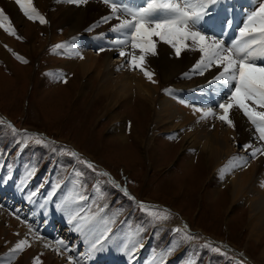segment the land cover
Here are the masks:
<instances>
[{
    "label": "rangeland",
    "instance_id": "rangeland-1",
    "mask_svg": "<svg viewBox=\"0 0 264 264\" xmlns=\"http://www.w3.org/2000/svg\"><path fill=\"white\" fill-rule=\"evenodd\" d=\"M140 2L146 5V0ZM260 2L261 0L253 2L254 7L247 5L249 8L247 10H244L246 4L244 3L243 7L241 4L243 12L235 7L232 11L216 17V21L224 26L223 34H227L220 39L224 41L225 46H231L233 39L234 41L242 39L240 29L244 27L248 14L255 10ZM0 3L4 5L0 4V9L9 17L16 32V35H10L0 28V35L4 33L7 35L6 39L14 44L0 40V112L7 117L5 119L0 115L2 122L0 179L13 191L9 194L0 189V209L11 216L7 219L1 218L0 221V264H27L23 258L25 252H28L27 249L23 247V250L13 252L18 241L15 238L9 240L3 234L10 232L11 220L18 227L21 222L26 226L24 216L36 207V202L41 203L47 198L46 191L52 190L53 187L57 188V184L60 189L58 198L63 197V194L71 197L73 188H79L76 193L81 191V194L87 197L86 204L90 209H87L88 214L83 215L87 217L86 221L90 220V224L96 230L113 221L116 223L108 233L113 232L114 241L107 238L102 242V249L90 252L92 243L101 235L102 230L96 233L94 239L93 230L86 224L83 225L82 222L86 221L79 220L78 216L72 223L77 229L80 227L78 224H82L87 238L92 239L89 238L88 245V239L81 238L76 244L84 245V249L75 248L73 255L89 251L90 256H94L104 252L106 256L104 264L113 263V260H116L114 255L118 254L128 241V257L141 245L146 246L143 258L145 263L141 261L142 264H152L155 261L156 264H232L228 251L213 243L210 244L200 236L205 233L223 240L230 247L248 256L254 264H264V215L256 218L260 227L254 234H251L252 227L249 226L251 214H258L256 207H253L254 203L257 199L258 201L264 199L258 195L259 187L264 185L261 181L264 180V163L260 167L261 179L258 171L251 172L250 166L259 161V156L263 154L257 153L253 157L252 152H247L242 142L234 140L231 141L232 145L227 147L222 143L224 151L216 162L213 155L202 152V146L207 139H203L197 147L186 141L183 133L185 129L181 131V123L178 124L181 126L179 127L174 126L172 120L166 121L163 125L155 122L161 98L165 95L179 96L178 91L181 89H187L186 94L192 97L196 94L200 96L199 104L184 101L186 108L195 107L203 110L207 108L203 103L210 102L209 108L220 112L218 105L226 101L232 86L214 80L215 75L219 73L214 74L215 66L201 75L199 71H193L195 64L192 65L177 76L178 78H174L170 83L166 82L169 85H163L159 93H155L151 104L144 107L138 105L140 100L136 91H132V97L126 100L127 103L113 106L108 96L103 95L99 99L95 96L102 80L100 79L102 76L95 71L96 64L93 63L86 71L85 77L81 69L82 61L92 62L88 59L95 54L94 50L99 52L104 49L103 47L111 45L108 39L115 47V41L126 35L125 32L112 31L115 24L111 20L103 22L102 18L105 16L100 17L103 11L97 8L93 10L92 15L85 21L83 30L76 34L71 30L73 25L63 20L66 18L61 13L65 9L63 10L61 5L75 10L80 4H70L67 0H33L37 11L45 20L48 18V23L41 24L38 20H29L25 17L15 0H0ZM15 5L16 12L13 13L10 7L15 8ZM98 17L100 18L96 19ZM222 17H225L223 23ZM94 19L96 21H93ZM199 28H208V25ZM229 28L236 29V32L229 34ZM86 33L97 36L90 40L85 36ZM57 44H63L65 47L56 49ZM77 44L82 51L85 50L82 53L81 48H78V52L83 56H80L81 62L72 56L74 46H78ZM130 50L132 51L131 48ZM117 54L118 52L113 54L114 60L117 59ZM256 62L258 65H264V57H257ZM110 67L115 68V65ZM207 87L213 90V94H205L203 89L208 94L211 93ZM80 91L84 94L81 95ZM167 102L173 107L178 106L174 101ZM175 114L178 115L177 110ZM241 114L243 115L242 112ZM200 118L202 112H198L188 124ZM243 118L250 126L248 133L253 134L251 137L264 149V141L259 140L255 126L244 115ZM213 119L218 118L216 116ZM213 119H210L209 124L211 131L215 133L216 125ZM178 121L181 120L176 119L174 123ZM122 134L127 138L122 139L120 137ZM50 136H54L58 142L49 141ZM35 138L41 139L43 143L37 144ZM240 138L242 136L238 135V139ZM210 143L215 144L214 140ZM242 150L245 151L241 153ZM70 152L77 153L79 159L71 156ZM92 159L98 162L100 167L117 176L118 170L124 169L131 176L129 187L132 193L140 200L157 202L164 207L142 208L141 204L123 196L113 186L112 181L109 182L100 173L102 168H96L92 164ZM80 161L91 163L93 168H88ZM16 162H20L21 165L13 166ZM217 163L221 164L217 167ZM12 170L11 182L6 184L5 180ZM77 172L81 175L77 176ZM230 174L233 175V179H240L241 176L247 178L246 180L244 178V184L241 185L243 197L234 198L232 180L229 182L226 178ZM71 175L73 179H70ZM230 178L232 177L228 179ZM27 180L30 181L29 186ZM65 183L70 189L63 191ZM20 189L24 190V198L19 197ZM29 191L36 193L35 197L28 195ZM123 193L125 194V191ZM69 204L67 203L68 207L61 212L62 215H67L70 211ZM84 206L85 200H82L78 208L82 209ZM153 213H163L168 218L161 220ZM177 217L187 218L192 229H195V234L184 233L185 230ZM106 228L108 226L104 229ZM25 231L31 237L32 244L33 238L40 239V236L33 234L27 226ZM135 232L138 233L139 239H143L136 241L138 238L132 236ZM45 240L50 241L51 238ZM39 244L38 251H41L42 241ZM57 246L62 253L67 250H63L60 245ZM110 246L113 247L112 253L107 254ZM42 253L43 251L38 252L39 258L42 257ZM86 254L88 255V252ZM64 257L67 262L68 256ZM121 261L130 264L126 254ZM89 262H94V259ZM29 263L40 264L34 257ZM241 264L251 263L242 261Z\"/></svg>",
    "mask_w": 264,
    "mask_h": 264
},
{
    "label": "snow or ice",
    "instance_id": "snow-or-ice-1",
    "mask_svg": "<svg viewBox=\"0 0 264 264\" xmlns=\"http://www.w3.org/2000/svg\"><path fill=\"white\" fill-rule=\"evenodd\" d=\"M15 2L29 20H38L41 24L47 23L34 7L33 0H15ZM67 2L79 5L86 4L87 0H67ZM218 2L219 0H182V2L146 0V6L132 9L126 6L122 7L117 0H104V3L109 5L112 15L105 16L102 20L105 23L113 17L119 20V23L112 28L114 32L126 33L124 39L115 41L117 45L122 46L119 55L130 57L127 60L130 67L133 70L142 71L150 81L153 73L145 69L144 63L147 56L157 55V41L154 38L170 45L175 50L177 57L185 49L199 52L200 58L194 65L193 71H199V74L203 75L204 71L209 68L219 67L221 70L214 80L223 81L226 85L232 86L226 101L218 105L223 114L217 118L227 123L229 127H233V121L229 114L230 110L237 109L255 126L259 133V140L264 141V110H257L264 109V65H258L256 62L257 57H264V0H261L255 10L248 14L244 27L240 29L242 39L233 41L231 46H225L224 41L206 35L198 27L208 15V5ZM118 13H123L125 17L129 18L121 19ZM0 28L10 35H16L15 29L3 9H0ZM129 45L133 51L126 53L123 47ZM63 47H65L63 44L55 45L56 49ZM137 49L140 53L139 56L135 54ZM194 111L202 112V118L214 115L211 109L203 111L200 108H195ZM35 142L43 143L39 138H35ZM258 152L264 154V149L256 148L251 155L255 157ZM69 154L79 159L77 153L70 152ZM80 163L85 164L88 168H93V165L87 161H80ZM76 175L81 174L77 172ZM102 175L107 174L102 173ZM125 194H127L126 190ZM77 198L81 201L87 199L82 194H79ZM141 207L145 206L141 205ZM153 215L161 220L168 218L163 213H153ZM77 218L73 217V219ZM69 223H72V219L69 220ZM109 231L110 229H106L96 238L91 245L90 252L103 248L102 242L108 238ZM26 244V240L19 241L13 252L23 250ZM57 244L65 246L63 241H57ZM68 261L69 264H74L71 256L68 257Z\"/></svg>",
    "mask_w": 264,
    "mask_h": 264
},
{
    "label": "bare ground",
    "instance_id": "bare-ground-1",
    "mask_svg": "<svg viewBox=\"0 0 264 264\" xmlns=\"http://www.w3.org/2000/svg\"><path fill=\"white\" fill-rule=\"evenodd\" d=\"M140 1V0H138ZM252 2H256L257 0H251ZM177 2H181V0H177ZM1 4V3H0ZM3 5V4H1ZM8 4H5V6ZM4 6V5H3ZM16 5L14 7H10V9L13 11V13L16 12ZM61 8L63 10L65 9L64 12L61 14L64 15L66 19H63L65 22L68 21L71 23L72 28L71 30L75 31L74 33L78 34L80 33L83 28V25L85 24V21L88 19L89 15H92V11L97 9H100V11H103L104 13L100 16H111V9L106 5L105 3L103 4V1L101 0H87L86 4H80L78 8L73 10L74 8H65L64 6L61 5ZM10 11V10H9ZM121 19L129 18L125 17L121 13H118ZM100 17L96 18L99 19ZM94 19L93 21H96ZM113 24L119 23V20L116 18L110 19ZM25 20H23L24 22ZM91 21V22H93ZM89 22V23H91ZM29 25V24H28ZM1 33V32H0ZM2 35V36H1ZM0 35V40L4 42H8L11 45H14L11 41L6 39V36L4 33ZM237 36V35H236ZM101 38V37H98ZM125 37L121 38L124 39ZM157 41V55L155 56H147L144 67L147 71H150L153 73L152 80L150 81L147 79L144 75V73L140 70H133L130 65L128 64L127 60L130 59V57H121L119 55V52L122 49V46H119L116 44L115 47H113V42L110 41L111 45L108 47H105L102 51H97L94 50L89 61H92L91 63H81V69L84 74H86V71L92 67V64L95 63V71L98 75H101L100 77V84L99 87L97 88L95 96L99 99L103 95L108 96L110 102L115 105H122V103L126 102L129 98H131V93L132 91H136L137 94L139 95V100L138 105L144 107V105H149L151 104V100L155 98V93H159L160 88H162L163 85H169L166 84L170 83L171 81L174 80L177 76H180L184 70L187 68H190L192 65L196 64V62L200 58V53L196 51H191L189 49H185L182 51L181 55L177 57L175 55V50L168 44L163 43L162 41H159L158 38H154ZM97 43H102L100 41H97ZM190 43V42H189ZM78 45V44H77ZM80 46H74V50L72 51V56L73 58L77 59L79 62H81V57L82 54L78 52V48ZM81 48V47H80ZM131 46L123 47V50L126 53L132 52L130 50ZM82 51V48H81ZM85 52L82 51V53ZM117 54V59L114 60L113 54ZM135 54L139 56V50L137 49ZM94 56V57H93ZM83 57V56H82ZM97 57V58H96ZM89 58V57H88ZM115 65L114 67H110V65ZM105 69L107 72H105ZM115 69V70H114ZM119 69V70H118ZM221 69L219 67L215 66V69H213L214 74L216 72H219ZM111 71V73H110ZM120 71V72H119ZM118 72V73H117ZM212 72V70H211ZM210 72V73H211ZM117 73V74H116ZM209 73V72H208ZM183 75H186L183 73ZM216 76V75H215ZM183 77V76H182ZM213 77V76H212ZM178 78V77H177ZM207 79V78H206ZM204 80V79H203ZM154 81V82H153ZM186 86V85H185ZM195 87V86H194ZM210 88V87H209ZM205 94H208L205 89H203ZM81 92V91H80ZM84 92H81V95H83ZM159 95V94H158ZM186 96L189 97V99H185L182 96H167L165 95L164 98H161V102L159 103V106L157 108H160L157 110V116H156V124H162L165 123L166 121L172 120L173 125L177 126L178 124H182V129H185L184 137L186 141L190 144H193L195 146H199L200 143L202 142L203 139H207L209 142H207L202 146V152L204 151L208 155H213L216 162H218L220 156L222 155V152L224 151L223 146L221 147L222 143H224L227 146L232 145V142L235 140L237 142H242L247 150V152H252L256 148H261V145L259 143H256L254 140L255 138L251 137L253 134L248 133L250 130L249 124L244 120L243 115L241 112L237 109H232L230 110L229 117L233 121V127H229L227 123L223 124L224 122H221L219 119L214 120L213 117H218L223 114L222 110L220 109V112L214 111L212 108H209L211 106L210 102H204L203 105L207 108H204V111H208L211 109L213 113L215 114L213 116L209 115L205 118H200L198 120H194L193 123L188 124V121H191L190 119L193 118L194 116L198 115V112L194 111L195 107L191 108L188 107L186 108V102H196L199 104V99L200 96L196 94V96L192 97L190 94H186ZM169 97V98H168ZM191 97V98H190ZM174 101L177 103V107H173L172 104H170L167 101ZM184 101H186L184 103ZM127 103V102H126ZM127 105V104H126ZM188 105V104H187ZM125 106V105H124ZM135 107V106H134ZM141 108V107H140ZM178 111V115L175 114V111ZM259 110H264V109H259ZM218 112V113H217ZM178 119L181 121H178L174 123V121ZM210 119L215 122L216 125V132L211 131L210 127ZM184 124V125H183ZM181 127L180 125H178ZM118 129V128H117ZM194 129V131H193ZM214 129V128H213ZM220 133V134H219ZM238 135L242 136V138L238 139ZM137 136V135H136ZM122 139L127 138L124 137V134L120 135ZM139 138V136H137ZM233 139V140H232ZM215 142L210 143L211 141ZM239 140V141H238ZM232 141V142H231ZM236 143V142H235ZM236 145L233 146L235 149ZM250 146V147H246ZM229 148V147H228ZM262 149V148H261ZM240 150V149H238ZM229 151V150H227ZM245 150L240 151L243 153ZM230 152V151H229ZM227 152V153H229ZM259 153V152H258ZM228 157V154H227ZM264 163V154L259 156V161H256L253 163L250 168L251 172L258 171L260 174V167ZM221 163H217V167ZM216 169V168H215ZM14 170V169H13ZM13 170L10 172L9 176L5 180V183L8 184L11 182V178L13 177ZM229 177H232L228 179ZM258 177V176H257ZM262 173L259 175V178L261 179ZM227 180H232L229 181L232 184L233 188V195L234 198H238L239 196L243 197L242 195V187L241 185L244 184V178L245 180L247 179L246 177H242L239 179L235 178L233 179V175H227L226 176ZM264 184V180L261 179ZM226 182V181H225ZM227 183V182H226ZM258 184L261 185V183L258 181ZM259 187V186H257ZM28 188V187H27ZM26 188V189H27ZM25 189V191H27ZM256 189V188H255ZM259 193L258 195H261L264 197V186L259 187ZM257 191V190H256ZM258 192V191H257ZM231 193V192H229ZM36 199V198H35ZM248 200L251 198H247ZM253 199L254 196H253ZM80 204V203H79ZM78 204V206H79ZM78 206H75V210H78ZM68 207V205L65 206V209ZM72 207L71 204H69V208ZM81 207V205H80ZM256 207V210L258 211V214H251L249 218V226L252 227L251 234H254L256 232V229H258L259 223L256 218H261L264 215V199L259 200L254 203V206ZM63 209V210H65ZM0 209V221L2 219H7L8 217H11L10 214L6 211H2ZM67 212V211H66ZM63 219H66L65 217H62ZM11 218H9L10 221ZM13 219V218H12ZM14 220V219H13ZM18 223H20L19 220H17ZM22 223V222H21ZM19 224V227L17 224H15L12 220L9 225H11L10 232L7 234H3L7 239L11 240L12 238L16 241H21V240H26L27 244L24 246V248L27 249L28 252H25L23 258L26 260L27 264H30V260H32V257H34L37 261H39L40 264H69L68 261L66 262V257H64L66 254L62 253V250L58 248L55 243H51L49 240L46 241L44 238H33V243L30 242L31 237L27 234L25 231L26 226L24 227L22 224ZM83 225L85 222H82ZM78 226L82 227V224H78ZM77 226V227H78ZM86 226V225H85ZM30 230V229H29ZM262 230V229H261ZM260 230V233H261ZM85 233V232H84ZM86 236V234H84ZM96 233L92 236L94 239L96 238ZM99 237V236H98ZM92 239L91 237H89ZM88 238V240H90ZM42 241V247L40 246V250L43 251V255L41 258H39L38 252L40 253L41 251L39 250V242ZM17 242V243H18ZM87 244V243H86ZM29 245L31 247H29ZM33 245V246H32ZM105 247V245H104ZM61 248V247H60ZM113 250V247L109 248L107 254H111ZM110 251V252H109ZM120 251V250H119ZM97 252V251H96ZM49 254V257H48ZM146 254V246L141 245L140 248L134 251L133 255L128 257V262L130 264H142L141 261H143V258ZM51 256V257H50ZM68 260V258H67ZM140 262V263H139ZM144 262V261H143ZM145 263V262H144Z\"/></svg>",
    "mask_w": 264,
    "mask_h": 264
},
{
    "label": "crops",
    "instance_id": "crops-1",
    "mask_svg": "<svg viewBox=\"0 0 264 264\" xmlns=\"http://www.w3.org/2000/svg\"><path fill=\"white\" fill-rule=\"evenodd\" d=\"M214 238V237H213Z\"/></svg>",
    "mask_w": 264,
    "mask_h": 264
}]
</instances>
